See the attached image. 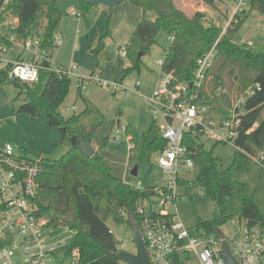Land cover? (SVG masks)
Here are the masks:
<instances>
[{
  "label": "trees",
  "instance_id": "1",
  "mask_svg": "<svg viewBox=\"0 0 264 264\" xmlns=\"http://www.w3.org/2000/svg\"><path fill=\"white\" fill-rule=\"evenodd\" d=\"M57 1L10 0L6 12L18 18V25L13 30L3 27L0 46L9 44L5 35L16 33L21 39H40L41 46L53 53L54 36L63 16L57 8ZM130 1L143 9L144 17L125 46L127 63L122 68L124 77L133 71H141L144 60L143 57L138 58L139 53L143 52L144 56L149 53L157 43L158 34L163 31L174 36L164 57L163 69L173 71L178 83L189 84L193 80L198 59L219 40L208 79L199 90L198 99L211 108L212 104L220 102V106L215 105L218 117H229L235 95L250 87L255 89L245 104L246 114L236 140L240 149L235 150L230 166L222 167L214 148L207 149L193 130L185 132L184 142L195 162L194 177H179V197H191L193 187L198 186L215 203L213 218L201 221L192 230L211 235L233 218L246 220L249 226L264 225V214L258 203L246 194V184L237 178L242 159L248 155L259 157L264 154V52L247 43L234 41L235 34L252 10L264 15V0H250V8L237 13V22L233 20L224 34L223 26L206 23L204 12L198 10L189 15L175 0ZM203 1L215 7L220 0ZM80 5L82 14L93 6L83 0H80ZM150 11L156 13V19L147 17ZM103 46L104 40L99 48ZM3 76L5 71L2 70L0 81L10 82L18 89L15 100L23 98L17 107L18 114L37 116L46 113L50 125L59 127L70 141L69 149L59 158L40 160V191L36 199L38 213L49 217L57 226L67 225L75 231L67 251L76 249L79 252V264H118V239L107 221L111 219L130 227L124 213H132L140 223L138 206L142 199L154 195L150 187L138 189L127 182L124 177L126 159L107 150L110 131L121 120L109 125L100 122L98 129L101 133L98 129L94 133L76 125L79 115L66 117L61 111L70 92L72 78L61 77L51 70H41L35 82L7 80L2 79ZM255 123H258L256 127ZM126 133L133 145L130 163L138 164L139 168L151 165L154 155L166 146V139L156 121L143 133L128 124ZM80 139H90L95 144L92 156H86L77 146ZM134 178L131 174L130 181Z\"/></svg>",
  "mask_w": 264,
  "mask_h": 264
},
{
  "label": "built area",
  "instance_id": "2",
  "mask_svg": "<svg viewBox=\"0 0 264 264\" xmlns=\"http://www.w3.org/2000/svg\"><path fill=\"white\" fill-rule=\"evenodd\" d=\"M9 1L0 0V33L5 26L13 30L18 25L17 17L7 15ZM249 7L250 0H235L233 16L223 26L222 34L233 20L237 22L236 14ZM71 15L80 22L83 14L73 10ZM170 37L174 39V36ZM5 38L9 44L0 46V61L4 62L0 71H5L2 79L35 82L41 70L47 69L61 77L77 79L80 89L98 84L115 93L128 94L122 80H102L95 72L85 75L76 64L68 67L58 64L52 58V51L42 47L38 38L21 39L16 33L5 35ZM218 41L198 59L193 80L189 84L178 83L173 71L166 72L163 69L164 58L155 60L161 71L152 93L145 95V99L156 121L160 117L164 119L159 127L166 139V146L154 157L166 174V181L163 185L150 187L154 195L142 199L138 206L141 217L139 225L150 250L151 264H226L222 251L223 240L229 243L241 264H264V225L249 226L246 220L233 218L227 222L232 227L230 233H223L224 238L221 239L217 231L211 235L193 231L186 226L177 210L178 199L184 198L179 197V177H187L183 169H193L195 166L184 142L185 132L193 130L201 139L206 137L214 143L229 144L240 149L236 140L243 126L245 104L255 92L252 87L245 90L233 102L229 117L224 118L214 117L211 106L199 102V90L208 79ZM62 42V37L55 34L54 47ZM246 43L254 44L252 41ZM12 48V54L16 57L14 60L8 58ZM117 53L127 57L125 47L118 48ZM141 85L142 82L138 80L136 87L130 91H138ZM256 86L260 88L259 84ZM176 121L180 124L176 125ZM257 125L255 123L254 127ZM2 126L3 120L0 119V131ZM115 128V133L110 137L112 143L120 141L122 133H126L127 124L120 121ZM129 145L125 180L135 188L144 189L141 182L134 183L126 178V173L131 175L133 168L129 167L133 145L130 142ZM252 158L264 166V154ZM40 160L25 157L11 143L0 141V264H79V252L76 249L67 251L75 231L67 225L57 226L49 217L38 213L36 199L40 191ZM170 207L175 208V211H171ZM124 214L127 216V213ZM111 232L114 233L112 228ZM118 248L135 251L120 239ZM124 262L119 260L118 264Z\"/></svg>",
  "mask_w": 264,
  "mask_h": 264
},
{
  "label": "rangeland",
  "instance_id": "3",
  "mask_svg": "<svg viewBox=\"0 0 264 264\" xmlns=\"http://www.w3.org/2000/svg\"><path fill=\"white\" fill-rule=\"evenodd\" d=\"M175 2L189 15L199 10L205 13L206 23L214 22L221 26L229 22L234 12V2L229 0H220L215 7L203 0H175ZM57 8L63 16L56 33L62 36L63 42L54 47V60L65 67L76 64L85 75L95 72L102 80L120 81L123 78L122 85L128 89V94L125 95L121 92L115 93L98 84H91L81 89L79 93L80 84L74 78L70 92L61 107L63 114L66 117L79 115L76 125H82L89 131L94 128L97 130L100 122L109 125L118 119L140 133L148 131L156 119L145 95H149L154 89V77L161 71V67L155 63V60L165 57L172 41L170 35L161 31L151 51L142 56L144 65L141 71H133L124 77L122 68L126 65L127 58L118 54L117 49L125 47L129 42L144 17L143 9L130 0H125L113 7L95 5L84 10L78 22L71 15V11L83 12L80 0H58ZM147 15L153 20L157 16L153 11L148 12ZM102 40H104V46L100 49ZM234 41L238 43L252 41L254 44L249 46L264 52V15L256 9L252 10L235 34ZM13 50L14 48L10 49L8 55V58L12 60L16 58L12 54ZM2 66L4 62L0 61V68ZM138 80L142 82L140 90L130 91L136 87ZM241 94L235 95L233 102ZM17 95L18 89L14 84L0 81V119L3 120L0 139L11 143L15 150L25 157L34 158L32 153L35 151L41 153L43 159L59 158L69 149V138L63 136L59 127L50 125L46 119V113L37 116L18 114L17 107L22 103L23 98L16 101ZM215 105L220 106V102L212 104L211 109L212 115L217 118L218 110H215ZM156 122L164 123V119L160 117ZM175 124L180 123L176 121ZM115 131L116 128L113 127L110 131L111 135ZM98 132H102L100 128ZM122 135L119 142H109L107 150L128 159L129 137L127 133ZM202 141L207 149L214 148L215 154L221 159L222 167L226 168L233 163L235 147L214 143L206 137ZM133 166L129 163L130 168ZM183 171L188 178L194 177L193 169H183ZM126 178L130 180L128 173ZM237 178L246 184V194L256 200L264 214V166L248 155L242 159ZM132 181L141 182L143 187H157L165 183L166 174L153 157L152 164L146 167L141 166L138 175ZM177 204L178 213L189 228H195L201 221L210 220L214 216V201L198 186L193 187L191 197L179 198ZM170 210L175 211V208L170 207ZM107 224L113 229L116 239L127 242L128 248L135 250L132 232L127 224L115 223L111 219L107 221ZM231 229L232 227L225 223L218 230L229 234Z\"/></svg>",
  "mask_w": 264,
  "mask_h": 264
},
{
  "label": "water",
  "instance_id": "4",
  "mask_svg": "<svg viewBox=\"0 0 264 264\" xmlns=\"http://www.w3.org/2000/svg\"><path fill=\"white\" fill-rule=\"evenodd\" d=\"M86 4L95 5H106L108 7H113L114 5L120 4L125 0H83ZM144 55L140 52L138 58ZM95 128L92 132H95ZM77 146L82 150L86 156H92L95 152V147L90 139H80ZM35 159L42 158V154L39 152L32 153ZM139 165L133 166L131 174L134 176L138 175ZM127 220L131 227L132 240L134 242L135 251L120 250L116 253L118 259L127 262L128 264H151L150 250L147 247L146 240L143 236L142 230L140 228L139 222L132 213H127ZM217 233L221 239L224 238L222 232L217 230ZM222 251L226 264H241L237 257L234 255L233 250L226 240L222 241Z\"/></svg>",
  "mask_w": 264,
  "mask_h": 264
},
{
  "label": "crops",
  "instance_id": "5",
  "mask_svg": "<svg viewBox=\"0 0 264 264\" xmlns=\"http://www.w3.org/2000/svg\"><path fill=\"white\" fill-rule=\"evenodd\" d=\"M72 11H73V10H72ZM56 35L61 36L60 34H57V33H56ZM61 37H62V36H61ZM52 58H53V53H52ZM53 60H54V58H53ZM54 61L57 62V60H54ZM57 63L60 64L59 62H57ZM60 65H61V64H60ZM157 77H158V75L156 74V77H154V80H155L154 82H155V83H156ZM121 80L123 81V78H122ZM141 86H142V85H141ZM141 86L138 88V90H140ZM81 91H82V90H80L79 87H78V92L81 93ZM73 108H74V107H73ZM0 141H1V142H4V141H2L1 139H0ZM93 145H94V147H96L94 143H93ZM95 149H96V148H95ZM112 154H114V155H118V154H115V153H112ZM118 156H119V155H118Z\"/></svg>",
  "mask_w": 264,
  "mask_h": 264
}]
</instances>
